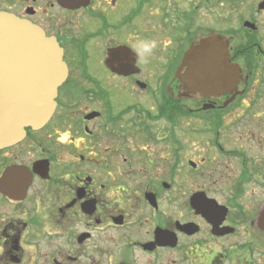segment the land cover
I'll list each match as a JSON object with an SVG mask.
<instances>
[{
	"label": "flooded vegetation",
	"instance_id": "obj_1",
	"mask_svg": "<svg viewBox=\"0 0 264 264\" xmlns=\"http://www.w3.org/2000/svg\"><path fill=\"white\" fill-rule=\"evenodd\" d=\"M0 12L53 37L66 69L48 122L0 149V264H264V0ZM212 36L237 82L187 94L184 54Z\"/></svg>",
	"mask_w": 264,
	"mask_h": 264
},
{
	"label": "water",
	"instance_id": "obj_2",
	"mask_svg": "<svg viewBox=\"0 0 264 264\" xmlns=\"http://www.w3.org/2000/svg\"><path fill=\"white\" fill-rule=\"evenodd\" d=\"M222 49L220 39L212 36L185 52L178 75L187 94L206 96L235 86L238 68ZM119 52L123 54L113 51L111 60ZM65 78L56 41L31 22L0 12V148L20 141L25 127L48 121L56 89Z\"/></svg>",
	"mask_w": 264,
	"mask_h": 264
},
{
	"label": "rangeland",
	"instance_id": "obj_3",
	"mask_svg": "<svg viewBox=\"0 0 264 264\" xmlns=\"http://www.w3.org/2000/svg\"><path fill=\"white\" fill-rule=\"evenodd\" d=\"M150 55H152V53H151V52H150ZM151 59H152V58H151ZM151 59H150V60H151Z\"/></svg>",
	"mask_w": 264,
	"mask_h": 264
}]
</instances>
